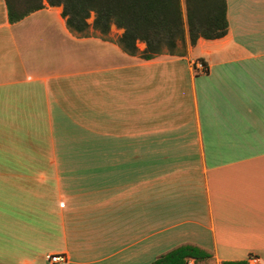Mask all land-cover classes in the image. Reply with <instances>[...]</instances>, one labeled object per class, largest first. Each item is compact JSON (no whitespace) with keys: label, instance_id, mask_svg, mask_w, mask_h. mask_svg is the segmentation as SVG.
<instances>
[{"label":"crops","instance_id":"obj_1","mask_svg":"<svg viewBox=\"0 0 264 264\" xmlns=\"http://www.w3.org/2000/svg\"><path fill=\"white\" fill-rule=\"evenodd\" d=\"M43 3L11 23L0 0V264H153L185 244L211 252L197 264H264V0H225L226 34L194 45L180 0L184 39L148 60Z\"/></svg>","mask_w":264,"mask_h":264},{"label":"trees","instance_id":"obj_2","mask_svg":"<svg viewBox=\"0 0 264 264\" xmlns=\"http://www.w3.org/2000/svg\"><path fill=\"white\" fill-rule=\"evenodd\" d=\"M50 7H61L67 28L84 34L90 26L106 35L111 25L122 29L118 43L129 55L137 54V43L145 44L140 57L148 60L161 54L173 55L177 41L184 39L185 29L180 0H45ZM9 21L18 22L45 7L43 0H5ZM187 2L186 26L191 45L199 38L223 37L228 29L225 0ZM93 14L92 24L88 19ZM213 262L211 252L195 245H180L153 264L180 263L184 259ZM221 264H247L243 261Z\"/></svg>","mask_w":264,"mask_h":264},{"label":"built area","instance_id":"obj_3","mask_svg":"<svg viewBox=\"0 0 264 264\" xmlns=\"http://www.w3.org/2000/svg\"><path fill=\"white\" fill-rule=\"evenodd\" d=\"M196 67H197V69L198 70H200V71H205V66L203 65V63H201V62H198L197 64H196ZM65 256L64 255H59V254H51V255H47L46 256V260L50 263V264H57V263H60V262H63V261H65ZM258 262H259V259H258V257H256V256H251V257H249V259H248V263L247 264H258ZM187 264H192V262L191 261H188V263Z\"/></svg>","mask_w":264,"mask_h":264},{"label":"rangeland","instance_id":"obj_4","mask_svg":"<svg viewBox=\"0 0 264 264\" xmlns=\"http://www.w3.org/2000/svg\"><path fill=\"white\" fill-rule=\"evenodd\" d=\"M93 19L92 15L90 16V18L88 19V23L91 22Z\"/></svg>","mask_w":264,"mask_h":264}]
</instances>
